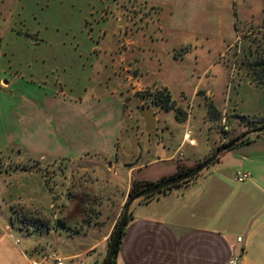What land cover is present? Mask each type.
<instances>
[{
  "label": "rangeland",
  "instance_id": "374dc122",
  "mask_svg": "<svg viewBox=\"0 0 264 264\" xmlns=\"http://www.w3.org/2000/svg\"><path fill=\"white\" fill-rule=\"evenodd\" d=\"M263 6L264 0H0L3 60H11L13 70L43 67L50 84L60 76V99H75L82 109L70 114L61 109L59 148L52 154L20 156L17 151H7L0 158V204L12 217L15 237L28 247L50 251L57 236L44 231L51 221L58 226L65 206L79 208L92 197L85 189L87 181L113 188L114 197L120 199L121 188L116 184L126 181L127 161L173 155L188 132L202 146L216 139L217 130L234 133L232 125L239 121L233 122L230 115L237 101L243 111L251 107L264 112V87L255 82L247 66L264 56ZM34 30L41 37L38 46L32 39ZM122 58L139 72L131 74L151 87L136 91L130 84L126 88L125 109L132 111L133 118L126 116L121 129L120 93H113L124 83L118 64ZM41 74L35 78V86L42 85ZM162 89L171 93L181 109L180 119L187 117L186 122H178L175 111L152 104L148 94ZM203 90L212 93L206 97ZM139 93H145V98ZM230 96L232 103L227 106ZM92 102L100 103L95 109ZM213 105L222 108L218 120ZM142 107L159 118L157 131H145ZM235 116L251 126L264 119ZM225 124L232 128L224 131ZM116 133L120 134L118 152L112 144ZM51 135L45 128V143ZM104 142H108L107 148ZM96 148L113 153L110 163L119 168L116 174L109 169L105 154H96ZM181 151L189 152V142ZM43 154L54 157L59 168L41 158ZM212 169L210 165L203 173ZM53 205L60 211L55 212Z\"/></svg>",
  "mask_w": 264,
  "mask_h": 264
},
{
  "label": "crops",
  "instance_id": "0c3cea01",
  "mask_svg": "<svg viewBox=\"0 0 264 264\" xmlns=\"http://www.w3.org/2000/svg\"><path fill=\"white\" fill-rule=\"evenodd\" d=\"M101 11L96 13L100 14ZM261 11L264 15V6ZM33 33L32 39L38 46L41 40L39 31L34 30ZM4 57L0 53V158L7 151H17L20 156L37 155L36 152L52 154L59 148L61 109L70 114L81 108L74 98L69 102L60 99V76L55 83L50 84L49 73L43 67L37 66L34 71H22L21 68L13 70L12 61L3 60ZM22 64L21 62L20 65ZM118 64L122 66L124 83L113 96L120 93L118 112L121 117L119 126L122 129L126 116L130 120L133 118L132 111L125 109L124 91L130 84L136 87V91H141L142 87L149 88L151 84L142 82L139 75L131 74L139 72L133 69L130 60L122 58ZM40 73L42 85L35 86L33 82ZM203 91L206 97L212 93L210 90ZM89 99L96 100V97ZM241 102H244L242 97ZM92 103L96 109L100 102ZM230 103L231 96L225 101L227 106ZM236 104L230 115L234 116L233 122L239 121L232 125L234 133H223V129L221 133L217 130L216 139H209L207 145L202 146L198 139L190 138L188 132L173 155L169 153L146 161H127L126 181L116 184V188H121V192L117 189L120 199L114 197V192H111L113 188H107L100 182L91 184V180L87 181L88 187L85 189H89L88 194L91 193L92 197L79 208L65 206L61 219H58V226H53L51 221L44 231L48 235L57 236L50 251L45 247L37 250L19 241L15 237L11 215L5 213L0 204V264H32L35 260L40 264H57L55 260L59 258L63 259V264H102L108 252L110 237L135 180L160 182L175 174L179 165L196 166L198 162L208 158L213 150L251 130V125L241 122L236 114L264 117V112H256L251 107L248 111H243L238 107V101ZM214 107L217 109L215 118L218 120L223 115L222 108L216 105ZM177 121L186 122L187 117L177 118ZM135 122L139 127L137 119ZM158 125L159 118L156 116L153 132L157 131ZM143 126L145 129V119ZM45 128L52 132L51 140L47 143L43 136ZM119 135L114 134L112 141L117 152ZM248 138L221 154L211 164L213 169L202 172L193 182L147 202L134 204L121 238L117 264H231L232 257L240 249H243V253L239 264H264V133L252 134ZM188 142L189 152L181 151ZM162 145L166 146L164 142ZM103 146L107 148L108 142H104ZM95 151L96 154H105L106 162L110 164L109 169L116 174L119 168L110 163L113 153H104L101 148H96ZM180 153L183 155L180 156ZM45 154L41 158H46L53 168L58 169L57 160L45 157ZM183 158L186 159L185 162ZM13 169L19 170L16 167ZM239 171L249 172L250 178L237 182L235 177ZM93 185L95 186L91 188ZM52 208L55 212L60 211V208L56 210L55 205ZM238 237L243 238L242 244L238 243Z\"/></svg>",
  "mask_w": 264,
  "mask_h": 264
},
{
  "label": "water",
  "instance_id": "95a60500",
  "mask_svg": "<svg viewBox=\"0 0 264 264\" xmlns=\"http://www.w3.org/2000/svg\"><path fill=\"white\" fill-rule=\"evenodd\" d=\"M140 112L143 118L145 119V130L148 133L153 132L156 126L155 113L150 108H145V107L140 108ZM256 133H264V127H258L247 131L246 133L242 134L241 136L232 140L231 142L218 147L208 158L203 160L200 164L196 165L194 168L186 172L180 173L176 176L170 177L164 181L154 183L153 185L148 186L147 188L143 189L142 191L134 195L132 198H130L125 203L117 227L115 228L113 234L111 235L110 244L106 258L104 260V264H112L116 247L120 239L122 238L124 228L129 219L131 208L134 204L141 202L142 200L150 197L151 195L162 192L167 188L172 187L175 184H179L186 180L196 177L197 175L202 173L206 168H208L211 164H213L221 154L233 149L234 147L242 143L245 139H247L250 135Z\"/></svg>",
  "mask_w": 264,
  "mask_h": 264
},
{
  "label": "trees",
  "instance_id": "16d2710c",
  "mask_svg": "<svg viewBox=\"0 0 264 264\" xmlns=\"http://www.w3.org/2000/svg\"><path fill=\"white\" fill-rule=\"evenodd\" d=\"M247 66H248V69L253 74V78H254L255 82L258 85H260L261 87H264V56H260L259 55L252 62H248ZM146 94H148V92ZM139 95L141 96V98H145V96H144L145 93H139ZM148 95H149L153 105L161 108L164 111H172V110L175 111L176 115H177V118L180 116L179 113L181 112V109L176 107L175 101L173 100L171 93L167 89H162V90H159L157 92H151ZM213 110H214V108H213ZM214 111H216V110H214ZM178 119H180V117ZM241 119L242 120L245 119L244 116ZM258 127H264V119L259 121L258 123H255L254 125H252L251 129H255V128H258ZM247 139H249V138H247ZM230 141H232V140H230ZM216 160H218V158ZM202 161L198 162L197 165L200 164ZM194 167L195 166L187 167V166H184V165H179V168H178V170H177V172L175 174H173L172 176H169L167 178H164L161 181H164V180H166V179H168L170 177L176 176V175H178L180 173L186 172V171H188V170H190V169H192ZM201 174L202 173H200L196 177L191 178L189 180H186V181H184L182 183L175 184L172 187H169V188H167L166 190H164L162 192H159V193H156L154 195H151L150 197L142 200L140 203L147 202V201H149L151 199H154L158 195L167 193V192L171 191L174 188L185 186V185L193 182L195 179H197L199 176H201ZM153 184H154L153 182H149V181H137V180H135L133 182V184H132V187H131L129 193H128L127 201L130 198H132L134 195H136L138 192L142 191L143 189H145L148 186H151ZM130 215H131V211H130ZM130 215H129V218H130ZM118 222H117V224H118ZM36 224L37 225H42V223H40L39 221L36 222ZM117 224H116L115 228L117 227ZM109 244H110V240H109ZM109 244H108V248H109ZM120 244H121V239H120V241H119V243H118V245L116 247V250H115V253H114V256H113V260H112V264H117L116 258H117L118 252H119ZM104 260H103L102 264H104Z\"/></svg>",
  "mask_w": 264,
  "mask_h": 264
},
{
  "label": "built area",
  "instance_id": "2783aa9c",
  "mask_svg": "<svg viewBox=\"0 0 264 264\" xmlns=\"http://www.w3.org/2000/svg\"><path fill=\"white\" fill-rule=\"evenodd\" d=\"M228 125L225 124V127H224V131H228ZM183 154L180 153V156H182ZM250 178V173L249 172H246V171H239L237 174H236V177H235V180L237 182H244L246 181L247 179ZM237 241L238 243L242 244L243 243V238L242 237H238L237 238ZM242 253H243V249H240L239 251H237L234 256L232 257L231 259V264H239L240 260H241V257H242ZM57 264H63V259L59 258V259H56L55 260ZM32 264H40L39 262L37 261H32Z\"/></svg>",
  "mask_w": 264,
  "mask_h": 264
},
{
  "label": "flooded vegetation",
  "instance_id": "af4514ba",
  "mask_svg": "<svg viewBox=\"0 0 264 264\" xmlns=\"http://www.w3.org/2000/svg\"><path fill=\"white\" fill-rule=\"evenodd\" d=\"M251 130H252V129H251ZM248 131H249V130H248ZM246 132H247V131H246ZM246 132H244V133H246ZM244 133H243V134H244Z\"/></svg>",
  "mask_w": 264,
  "mask_h": 264
}]
</instances>
